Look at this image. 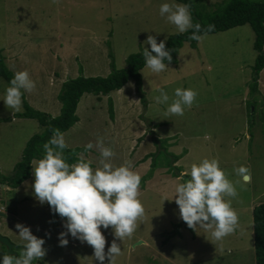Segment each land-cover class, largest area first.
Returning a JSON list of instances; mask_svg holds the SVG:
<instances>
[{"label": "rangeland", "instance_id": "1", "mask_svg": "<svg viewBox=\"0 0 264 264\" xmlns=\"http://www.w3.org/2000/svg\"><path fill=\"white\" fill-rule=\"evenodd\" d=\"M193 1L207 12L225 3ZM163 2L172 0H0V49L13 74L26 69L35 81L32 91H24L28 103L55 116L60 110L57 95L63 81L80 73L105 76L113 66L125 67L129 54L143 47L150 49L145 43L148 35L159 43L178 33L175 25L159 14ZM253 40L248 24L235 26L207 33L195 47L183 43L177 62L166 64L168 68L160 73L144 65L140 73L146 106L132 79L107 95L85 93L81 97L78 121L63 132L67 146H85L91 141L93 147L79 157L91 161L95 169L101 160L96 140L102 138L104 146L115 153L112 163L119 166L130 161L141 177L138 198L144 215L138 218L134 232L121 240L112 226L101 228L105 252L113 240L121 248L120 255L111 260L106 257L103 264H255L252 211L264 203V108L257 105L255 122L250 124L251 98L259 99L248 92L255 59ZM258 85L264 98V68ZM7 86L0 77V97ZM158 87L168 93V103L177 87L192 88L197 96L183 115L166 114L167 104L154 100ZM109 99L113 118L109 116ZM22 110L23 106L16 111L0 100V174L4 176L13 172L30 137L42 130L36 119L15 116ZM154 136L167 140L169 152L182 154L174 163L181 167L179 173L190 172L192 163L206 157L219 160L237 190L235 198L226 197L238 216L231 234L217 241L209 230L187 226L173 196L175 185L181 182L179 176L157 167L145 178L151 159L142 158L156 150ZM37 160H32L30 177L17 188L0 183V206L7 200L6 216L11 217L1 219L0 234L23 247L15 227L20 223L42 237L46 255L34 264H100L86 242L68 235L67 245H59L58 233L66 232V218L36 199L32 169ZM240 165L250 169L247 184L234 171Z\"/></svg>", "mask_w": 264, "mask_h": 264}, {"label": "clouds", "instance_id": "2", "mask_svg": "<svg viewBox=\"0 0 264 264\" xmlns=\"http://www.w3.org/2000/svg\"><path fill=\"white\" fill-rule=\"evenodd\" d=\"M159 14L175 25L178 33L191 29L190 38L196 41L215 27L208 24L202 28L199 22L194 23L188 3H176L175 0L163 2L159 6ZM165 40L158 43L154 36L146 37L145 43L150 50L143 47L142 55L145 66L153 73L164 71L168 68L165 61L172 59L170 50L165 47ZM34 88L35 81L26 69L16 71L0 100L9 108L19 111L22 106L21 90L30 92ZM157 91L159 95L154 100L157 104H167L166 114L183 115L184 109L191 107L197 96L192 88L177 87L171 103H168V93L161 87ZM95 146L101 156L99 167L93 169L91 161L83 157L69 164L63 155L67 147L64 134L58 128L53 129L52 136L43 144L44 155L32 169V189L39 202H47L50 210L66 218L63 224L66 232L58 233L59 245H67L66 237L70 235L90 245L95 260L103 264L106 257L111 260L120 255L121 248L113 240L105 252L106 239L101 228L112 226L115 237L120 240L130 236L137 227L138 218L144 215V207L138 198L141 177L132 170L131 162L114 165L111 158L115 153L111 147L104 146L102 138H97ZM92 147L91 141L85 145L86 149ZM234 171L244 184L251 181L247 166L240 165ZM185 176L188 178L184 179ZM179 180L181 182L175 185L173 196L180 218L189 228L199 226L207 229L211 238L217 241L235 230L238 216L231 206V200L226 197L235 198L237 190L217 158L206 157L199 163H192L190 172H181ZM15 227L24 241L23 248L18 256L0 254V264H33L46 255L42 237L34 235L23 224L17 223Z\"/></svg>", "mask_w": 264, "mask_h": 264}, {"label": "trees", "instance_id": "3", "mask_svg": "<svg viewBox=\"0 0 264 264\" xmlns=\"http://www.w3.org/2000/svg\"><path fill=\"white\" fill-rule=\"evenodd\" d=\"M176 1L190 4L193 22H199L202 28L208 24H213L215 27L209 33L223 31L244 24H248L251 27L254 33L252 47L255 51V59L251 67L248 92L249 95L254 94L259 97L257 100L250 96L254 102H250V105H253V115L249 119V123L253 124L255 122L257 105H261L264 108V98L261 96L258 87L259 73L264 68V2L256 0H225L223 5L213 11L207 12L198 9L193 0ZM191 32L192 30L189 29L184 33H174L167 38L165 47L170 50L172 59L171 61H165L166 64H174L177 62V55L183 43L187 42L192 47L196 46L197 41L190 38ZM142 52L143 50L129 54L126 58L125 67L118 69L113 66L110 73L105 76H84L80 73L77 76L63 81L57 95L61 104L60 110L55 116L32 107L25 97L24 90H21L23 110L15 113V116L36 119L42 127V130L40 133L32 135L27 141L22 151L21 159L16 163L13 172L8 176L0 174V183L15 189L30 177L32 160L39 159L44 155L43 144L52 136L53 129L58 128L63 133L78 121L79 118L76 110L81 97L85 93H93L98 96L100 94L107 95L111 91L120 89L128 80L132 79L135 84L136 93L139 95L141 102L146 106L140 73V69L145 65ZM80 72H82L81 69ZM0 77L8 84L13 77V72L5 63V56L3 55L2 49H0ZM108 108L109 116L113 118L114 109L111 99H109ZM153 141L157 145L156 150L147 153L142 158V161L147 158L151 159L150 169L148 174L145 175V178L150 176L157 167L166 168L167 173L174 177L180 176L179 171L181 167L174 165V163L181 158L182 154L169 152L167 150L169 144L166 139H159L154 136ZM87 150L89 149H86L85 146H67L63 150V155L66 162L72 164L80 159L79 153H86ZM91 167H93L92 164ZM183 178L187 179L188 177L185 176ZM252 216L255 264H264V203H260L253 208ZM173 232L176 231L173 230ZM4 253L7 252L4 250Z\"/></svg>", "mask_w": 264, "mask_h": 264}, {"label": "water", "instance_id": "4", "mask_svg": "<svg viewBox=\"0 0 264 264\" xmlns=\"http://www.w3.org/2000/svg\"><path fill=\"white\" fill-rule=\"evenodd\" d=\"M0 216H4V214L0 212ZM0 243L5 246L8 254L18 256L17 253L14 251V248H16V245L14 243H12L6 236H4L2 234H0Z\"/></svg>", "mask_w": 264, "mask_h": 264}, {"label": "flooded vegetation", "instance_id": "5", "mask_svg": "<svg viewBox=\"0 0 264 264\" xmlns=\"http://www.w3.org/2000/svg\"><path fill=\"white\" fill-rule=\"evenodd\" d=\"M1 197H0V201H1ZM3 201V204L4 205H2V206H0V212L1 213H4L5 215L7 214L6 212H8L6 209H7V205L6 204H8V201L7 200H2ZM6 202V203H5ZM10 211V210H9ZM52 213H54L55 215H56V213L54 212V211H52ZM10 216V215H9ZM9 216H4V217H2V216H0V221H1V219L2 218H4V219H7V218H11V217H9ZM0 246L3 248V251L5 250L6 251V248H5V246L3 245V244H1L0 243ZM23 247L22 246H19V245H16V248H14V251L17 253V255H18V253H19V251L22 249ZM7 252V251H6Z\"/></svg>", "mask_w": 264, "mask_h": 264}]
</instances>
